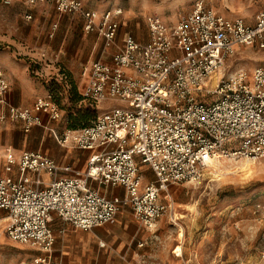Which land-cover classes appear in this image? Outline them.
<instances>
[{
	"label": "built area",
	"instance_id": "built-area-1",
	"mask_svg": "<svg viewBox=\"0 0 264 264\" xmlns=\"http://www.w3.org/2000/svg\"><path fill=\"white\" fill-rule=\"evenodd\" d=\"M25 2H51L59 14L79 17L86 34L102 39L101 57L83 69L81 96L96 107L114 105L88 126L59 135L50 130L58 145L91 151L82 171L59 176L55 161L40 150L4 151L0 223L8 239L36 251L19 264H66L54 255L55 216L87 232L127 210L139 226L153 231L160 218L172 214L170 186L200 181L218 160L264 158V67L224 73L236 47H264V8L247 23L224 17L208 0H196L174 24L145 16L147 38L141 41L130 34L117 38L118 7L99 12L81 0ZM58 117L49 94L30 107L10 103L0 74V122L11 118L25 129L46 128ZM14 168L16 177L9 175ZM95 185L121 186L125 195L108 198Z\"/></svg>",
	"mask_w": 264,
	"mask_h": 264
},
{
	"label": "rangeland",
	"instance_id": "rangeland-1",
	"mask_svg": "<svg viewBox=\"0 0 264 264\" xmlns=\"http://www.w3.org/2000/svg\"><path fill=\"white\" fill-rule=\"evenodd\" d=\"M25 1L0 0V74L8 83V94L12 91L25 107L49 94L59 117L46 128L34 125L25 129L11 118L0 122V175H4L6 148L19 151L16 154L40 150L55 161L62 153L57 154L59 147L50 130L59 135L79 129L114 105L104 102L86 109L80 97L83 69L103 51L97 35L86 34L75 17L60 15L49 2L29 6ZM195 1L81 0L99 12L120 8V28L141 40L146 39L145 16L155 15L174 24ZM208 3L224 17L242 18L247 23L264 8V0ZM26 14L31 17L27 19ZM256 66L264 67V47L241 45L226 62L224 73L239 68L250 73ZM240 160L212 162L200 181L170 186L167 198L172 214L160 218L153 231L136 225L129 211H120L111 223L122 217L132 221L137 230L129 238L114 237L104 248L96 241L88 252L80 254L79 231L68 223L55 222L52 230L57 253L63 247L67 251L64 259L72 264H264V158L249 160L247 171L239 168ZM141 170L146 179H153L145 167ZM3 225L0 223V264H19L36 255L32 248L8 239Z\"/></svg>",
	"mask_w": 264,
	"mask_h": 264
},
{
	"label": "crops",
	"instance_id": "crops-1",
	"mask_svg": "<svg viewBox=\"0 0 264 264\" xmlns=\"http://www.w3.org/2000/svg\"><path fill=\"white\" fill-rule=\"evenodd\" d=\"M49 3H51V2H49ZM52 5L54 6V4H52ZM60 15H62V14H60ZM73 17L76 18L77 23L82 28V20L79 17H76V16H73ZM82 30H83V28H82ZM92 35L96 36V34H94V33H92ZM123 35H124L123 29L119 28L117 38L120 39ZM97 37H98L97 39L101 43V48H102V46H103L102 45V39L98 35H97ZM146 38H147V33H146ZM139 40H141V39H139ZM145 40L142 39L141 41H145ZM82 85H83V82H82ZM8 100L10 101V103H12L16 106L25 107L21 104V99L19 97H17V98L13 97L12 91L8 94ZM58 147L59 148H56L57 154L62 153V155L60 154L61 158L55 160L56 165L60 168V170L58 172L59 176L69 175L73 171L84 170V168L86 166L87 159H88L89 155L91 154V151L80 150L77 148H73L70 145H67V146L58 145ZM6 149H8V148H6ZM9 149H11L14 153L16 151L15 149H12L10 147H9ZM16 152H19V151H16ZM63 168H67L68 171H64ZM0 173H2V172H0ZM9 175L16 177L17 176L16 168H14L13 172L9 173ZM42 178L46 182L49 181V176L45 173L42 174ZM95 187H98L99 190H100V188H103L102 193L108 198H111L114 196L122 197L125 195L124 188L121 186L102 187V186H96L95 185ZM55 222L56 223L57 222L62 223L63 221H61L59 218H57L55 216L53 218L52 223H51V227L55 224ZM136 225H137V223H136ZM134 229H135V224L132 221H129L127 219H123L122 217H119L117 220L114 221V223H111V222L107 223V224L100 226V227H97L91 231L85 232V231H81V230L76 229V231H79V233L76 234L77 239H78L77 244H78V246L81 247V250L79 252H80V254H85L86 252H88L90 250V247L96 243V241L98 242L99 248H104V246L101 247L99 245V243H104V245H105L107 242L111 241L114 237H119L121 235H126L129 238V236L131 234H133V233L135 234L137 229L136 230H134ZM59 249H60V254L57 253V250H56L55 244H54L55 258L57 260L62 261L63 263L72 264V263H68L65 260L66 258L64 259V256L67 253V251L63 247H60Z\"/></svg>",
	"mask_w": 264,
	"mask_h": 264
},
{
	"label": "bare ground",
	"instance_id": "bare-ground-1",
	"mask_svg": "<svg viewBox=\"0 0 264 264\" xmlns=\"http://www.w3.org/2000/svg\"><path fill=\"white\" fill-rule=\"evenodd\" d=\"M240 161H242V163L240 164V167H239L241 170H246L247 171L248 169H250L249 167L251 166L250 165L251 162L249 160L242 159ZM217 180H220V178H218Z\"/></svg>",
	"mask_w": 264,
	"mask_h": 264
},
{
	"label": "trees",
	"instance_id": "trees-1",
	"mask_svg": "<svg viewBox=\"0 0 264 264\" xmlns=\"http://www.w3.org/2000/svg\"><path fill=\"white\" fill-rule=\"evenodd\" d=\"M80 97H81V99H82V96H81V93H80ZM83 100V99H82ZM84 101V100H83ZM85 102V101H84ZM85 104H86V109L87 108H90V109H93L94 108V105H90L88 102H85ZM91 122H89L88 124H86V125H84V126H82V127H85V126H88L89 124H90ZM82 127H80V128H82ZM74 130V129H73Z\"/></svg>",
	"mask_w": 264,
	"mask_h": 264
}]
</instances>
